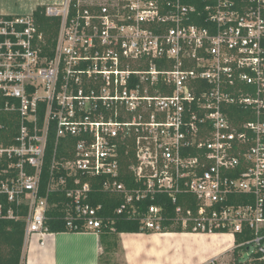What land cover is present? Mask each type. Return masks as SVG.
Listing matches in <instances>:
<instances>
[{
  "label": "built area",
  "instance_id": "built-area-1",
  "mask_svg": "<svg viewBox=\"0 0 264 264\" xmlns=\"http://www.w3.org/2000/svg\"><path fill=\"white\" fill-rule=\"evenodd\" d=\"M201 3L47 5L60 20L51 56L33 14L0 15V216L26 207L25 242L47 233L48 193L68 196L69 230L98 232L106 217L88 201V178L99 177L143 230L163 232L164 216L142 200L189 193L197 210L177 205L172 223L247 228L240 245L264 257V0ZM238 195L245 203L228 204Z\"/></svg>",
  "mask_w": 264,
  "mask_h": 264
},
{
  "label": "trees",
  "instance_id": "trees-1",
  "mask_svg": "<svg viewBox=\"0 0 264 264\" xmlns=\"http://www.w3.org/2000/svg\"><path fill=\"white\" fill-rule=\"evenodd\" d=\"M191 3L196 4L198 10L201 9V0H190ZM33 16L37 26L45 38L48 45L45 46L44 51L49 56L52 55L51 47L54 45V38L57 35L59 28V18L52 17L45 14V6H37L33 11ZM53 145L48 144L44 159V165L40 178V194H45L48 181L50 179V163L53 154ZM58 153H63V146L57 147ZM125 184L131 188L136 186V181L131 174H127L121 178ZM91 184V191L89 193L88 201L92 205L101 204L102 214L106 217L102 228L98 231L100 242L104 246L105 252L110 247H115L117 235L119 233L129 232H150L143 230L139 221V217H128L124 213H117L116 209L123 201L122 196L112 195L104 192L102 189V179L99 177L88 178ZM244 196L235 197L228 201V204L245 203L242 199ZM251 201V196L248 197ZM49 208L45 211V225L47 232H79L82 230H69L63 217L65 205L69 202L68 196L64 192L48 193L47 195ZM155 203L162 206V215L164 220L162 222L163 232H193L189 227L181 228L177 225L175 228H170L172 221L175 219V207L177 205L185 208H190L196 211L198 204L195 197L189 193L178 194L176 200L173 202L172 198L167 194L157 195L154 199L147 198L141 201L142 211H144L149 204ZM18 218L0 216V264H25L24 246H25V219L26 207L24 205L15 209ZM166 227V228H165ZM225 233L226 230H216ZM234 246L231 251V263L234 264H264V257L261 254L252 255L248 261L242 259L243 253L247 249V245H240L243 241L251 239L253 233L251 230L244 228L242 232L234 234Z\"/></svg>",
  "mask_w": 264,
  "mask_h": 264
},
{
  "label": "crops",
  "instance_id": "crops-1",
  "mask_svg": "<svg viewBox=\"0 0 264 264\" xmlns=\"http://www.w3.org/2000/svg\"><path fill=\"white\" fill-rule=\"evenodd\" d=\"M8 0H1L6 13ZM105 252L98 232H47L25 242V264H208L234 245L230 232L119 233Z\"/></svg>",
  "mask_w": 264,
  "mask_h": 264
},
{
  "label": "rangeland",
  "instance_id": "rangeland-1",
  "mask_svg": "<svg viewBox=\"0 0 264 264\" xmlns=\"http://www.w3.org/2000/svg\"><path fill=\"white\" fill-rule=\"evenodd\" d=\"M64 1L65 0H8L7 7H8L9 12H6V13L3 12V13H0V15L1 16L31 15L37 6L50 5V6L60 7L64 4ZM0 2H1V0H0ZM176 226H177L176 223H172L170 228H175ZM262 226H264V224ZM231 251H232V247H231V249L227 250L221 256L211 260L208 264H234V262L231 263V261H230ZM242 259L244 261H246V260L248 261V259H249V252L248 251L245 252ZM242 263H244V262H242Z\"/></svg>",
  "mask_w": 264,
  "mask_h": 264
}]
</instances>
